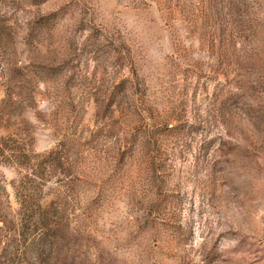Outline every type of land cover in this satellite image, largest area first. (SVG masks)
<instances>
[{
	"label": "rangeland",
	"instance_id": "rangeland-1",
	"mask_svg": "<svg viewBox=\"0 0 264 264\" xmlns=\"http://www.w3.org/2000/svg\"><path fill=\"white\" fill-rule=\"evenodd\" d=\"M10 133L0 264H264V0H0Z\"/></svg>",
	"mask_w": 264,
	"mask_h": 264
},
{
	"label": "trees",
	"instance_id": "trees-1",
	"mask_svg": "<svg viewBox=\"0 0 264 264\" xmlns=\"http://www.w3.org/2000/svg\"><path fill=\"white\" fill-rule=\"evenodd\" d=\"M5 84L7 88L5 90L4 98L2 99L4 106H19L20 104L21 107V100H15V98H13V96L11 95L12 90L8 88V86L10 85V81L6 82ZM54 151L52 150L48 153L36 154L33 152V150L28 145V142L25 141L24 138H17L12 133L0 137V163H12L18 167L24 168L25 170V174L22 175V181L20 180V191L22 192L29 187L28 185H32V183L35 182L37 178H40L41 183L39 184L41 185H43L45 181L48 180V178H44L45 170L52 168L53 164H56L60 161L59 153H57L56 157L51 159L53 162L48 161V156L53 154ZM25 184L28 185L25 186ZM35 188V186H32V188L29 187L28 189L30 190L28 191V193L30 191L35 192L34 194L36 198H40L41 186L39 188ZM26 196L27 194H24V197ZM37 206L38 208H41V204L39 202H37ZM30 215L32 216L33 213H30L29 211L25 212V216L27 219L31 217Z\"/></svg>",
	"mask_w": 264,
	"mask_h": 264
}]
</instances>
